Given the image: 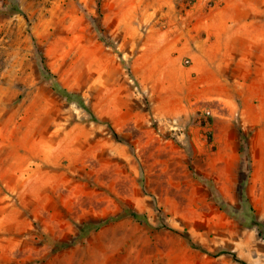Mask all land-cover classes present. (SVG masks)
<instances>
[{
	"label": "rangeland",
	"instance_id": "374dc122",
	"mask_svg": "<svg viewBox=\"0 0 264 264\" xmlns=\"http://www.w3.org/2000/svg\"><path fill=\"white\" fill-rule=\"evenodd\" d=\"M222 252L264 264V0H0V264Z\"/></svg>",
	"mask_w": 264,
	"mask_h": 264
},
{
	"label": "trees",
	"instance_id": "16d2710c",
	"mask_svg": "<svg viewBox=\"0 0 264 264\" xmlns=\"http://www.w3.org/2000/svg\"><path fill=\"white\" fill-rule=\"evenodd\" d=\"M48 73H49V72H48ZM62 94H63L64 98H66L67 100H71L72 98L76 97V95H74V94H70V93L66 92L65 90H62ZM78 105H79L81 108H83V109L85 108V106H83L82 102H78ZM239 197H240L241 201H242L245 205H247V207H248V211H249V213H250V216H249V217H250L252 220H254L253 210H252V208H251L250 206H248V202H247V200H246V198H245V192H244V188H243V187H240V189H239ZM125 215H126L127 217H129L130 219H133V220H135V221H138V222H141V223H142V222H146V217H145L144 215H139V214H137L136 212H133V211L128 210V211L125 212ZM162 229H165V230L171 231V232H173V233H177V232H175L174 230H171V229L166 228V227H164V226H163ZM189 243H190V246H191L193 249L199 250L200 252H202V253H206V254H207V252H205L204 250L198 248L197 246H195V245L192 244L191 242H189ZM224 254L229 255V256H230L235 262H237V263H239V264H247V263H245L244 261L238 259V258L235 256V254H233V253H231V252H222V253H220L219 255H224Z\"/></svg>",
	"mask_w": 264,
	"mask_h": 264
},
{
	"label": "crops",
	"instance_id": "0c3cea01",
	"mask_svg": "<svg viewBox=\"0 0 264 264\" xmlns=\"http://www.w3.org/2000/svg\"><path fill=\"white\" fill-rule=\"evenodd\" d=\"M237 29L241 28L236 27ZM200 30L197 28L193 33L189 32V35H191V37H196V36H200ZM206 35L208 36V32H205ZM210 45V46H209ZM214 45L212 44H208L206 42H200L198 43V46L194 52L195 58L197 59H210L211 55L215 54V50L211 47H213Z\"/></svg>",
	"mask_w": 264,
	"mask_h": 264
}]
</instances>
